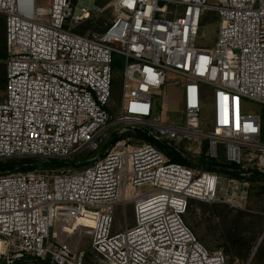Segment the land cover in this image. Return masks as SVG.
Returning a JSON list of instances; mask_svg holds the SVG:
<instances>
[{
  "label": "built area",
  "instance_id": "1",
  "mask_svg": "<svg viewBox=\"0 0 264 264\" xmlns=\"http://www.w3.org/2000/svg\"><path fill=\"white\" fill-rule=\"evenodd\" d=\"M87 1L0 0V162L23 161L0 172V264H86L68 246L77 234L89 239L93 264H229L185 217L191 201L244 210L251 180H264V117L246 109L264 106V0H112L105 31L81 35L77 27L101 11ZM205 11L219 15L212 49L197 46ZM167 87H182L181 126L156 108ZM116 126L103 154L66 167L98 152ZM134 188L146 191L130 196ZM130 203L134 226L118 231L115 215ZM81 210L95 216L93 227L78 225Z\"/></svg>",
  "mask_w": 264,
  "mask_h": 264
},
{
  "label": "rangeland",
  "instance_id": "2",
  "mask_svg": "<svg viewBox=\"0 0 264 264\" xmlns=\"http://www.w3.org/2000/svg\"><path fill=\"white\" fill-rule=\"evenodd\" d=\"M51 1L52 0H37V7L48 8L51 6ZM111 1L112 0H88L85 2L84 7L89 8L91 11H96L98 8H101V11L96 15H92L89 21L78 26L76 29L77 33L84 32V35H96L105 31L115 18L112 9L109 7ZM217 2L218 0H208L209 5L217 4ZM80 13L81 11L79 10L78 14ZM1 16L6 20L3 14H1ZM218 32L219 15L212 11H205L200 34L197 37V46L208 49L214 48L217 43ZM115 62L116 66L114 67L113 73V97L109 105L116 117L119 114L118 107L122 97V69L124 61L121 57L117 56ZM174 80H180L183 86V79L173 78L172 82H174ZM181 88L182 87L164 88L157 93L159 97L155 98L156 108H158L159 112L161 111L163 118L167 119L169 123L180 126L184 124L185 120L184 107L181 102ZM205 92L206 95L209 96L211 93L210 88L206 87ZM5 97L6 93L0 94V102L5 100ZM246 109L248 112L257 113L264 117V106L259 103L249 101L246 104ZM118 129L119 126L113 127L101 135L98 140L100 147L98 152L86 150L73 157L70 161L72 164L66 167H74L73 163L78 162L85 164L88 159L103 154L105 150L111 146ZM208 130V127L203 126V131L207 132ZM129 191L130 196H135L145 192L146 189L134 188ZM133 206L134 204L130 203L126 209L122 208L117 211L115 215V226L118 228V231H123L125 228L134 226ZM94 219V215L89 214L86 210H81L79 212L80 223L78 225L93 227ZM186 222L200 242L211 252L222 250L226 253L223 246L231 240L235 241L236 244L242 248H249L248 251L252 249L247 259H242V257L238 255L230 256L228 254L230 264H246L250 260L251 264H264V180H251L249 198L244 210H236L224 203H201L194 206V211L187 215ZM58 238L62 240L64 236L59 234ZM68 246L72 250L83 253L85 255V260H87V257L95 260L91 251L89 239L85 236H80L79 234L75 235L69 240ZM256 248L260 250L258 249L259 252L257 251L255 254L254 250Z\"/></svg>",
  "mask_w": 264,
  "mask_h": 264
},
{
  "label": "trees",
  "instance_id": "3",
  "mask_svg": "<svg viewBox=\"0 0 264 264\" xmlns=\"http://www.w3.org/2000/svg\"><path fill=\"white\" fill-rule=\"evenodd\" d=\"M5 22H6V20H4V18L1 16V13H0V63H1L0 64V94L6 93V87H7V65H6L7 53H6V33H5V25L6 24H5ZM79 34L84 35V32H81ZM115 66H116V62L114 63L113 67H115ZM1 67H2V69H1ZM2 101H4V100H2ZM146 141H149V140H146ZM172 161H174L176 163H185V161L179 157H172ZM22 162H23L22 160H7V161L0 162V172L7 171L10 169H16V167L20 166V164ZM197 204H201V203L197 202V201H191L190 202L187 215L190 212L194 211V206ZM187 215H186V217H187ZM186 217H185V220H186ZM223 248H225V250H226V253L224 251L223 252L225 253L227 259L229 258L228 254L230 256L238 255V256L242 257V259H247L248 255L250 254V251L252 250L251 249L250 251H248L249 248H247V247L242 248L241 246H238L236 244V242L233 240H231L227 244H225L223 246ZM260 248H261V246H260ZM258 249H257V251H258ZM257 251H256V253H257ZM263 254H264V252H263ZM92 261L93 260L90 257H87L86 264H93ZM228 263L230 264L229 259H228Z\"/></svg>",
  "mask_w": 264,
  "mask_h": 264
}]
</instances>
